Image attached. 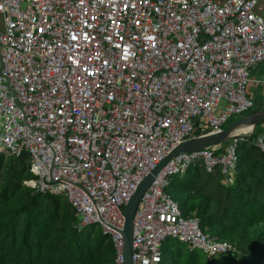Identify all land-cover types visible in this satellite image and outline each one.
I'll return each mask as SVG.
<instances>
[{
	"label": "built area",
	"instance_id": "obj_1",
	"mask_svg": "<svg viewBox=\"0 0 264 264\" xmlns=\"http://www.w3.org/2000/svg\"><path fill=\"white\" fill-rule=\"evenodd\" d=\"M264 0H0V155L30 154L24 184L64 194L79 226L99 224L122 264L125 206L180 143L255 108ZM235 137L179 152L154 176L133 219V264H159L167 237L208 257L235 246L202 231L167 190L203 165L235 181ZM252 143L264 152V126Z\"/></svg>",
	"mask_w": 264,
	"mask_h": 264
},
{
	"label": "trees",
	"instance_id": "obj_2",
	"mask_svg": "<svg viewBox=\"0 0 264 264\" xmlns=\"http://www.w3.org/2000/svg\"><path fill=\"white\" fill-rule=\"evenodd\" d=\"M263 124L238 142L233 184L225 182L219 167L208 172L197 164L172 175L167 188L183 215L198 216L203 232L231 242L236 250L208 257L167 237L159 264H264V152L252 143ZM230 142L214 146L215 153ZM30 162L28 152L0 155V264H114V242L99 224L80 227L66 195L24 184L34 176Z\"/></svg>",
	"mask_w": 264,
	"mask_h": 264
},
{
	"label": "water",
	"instance_id": "obj_3",
	"mask_svg": "<svg viewBox=\"0 0 264 264\" xmlns=\"http://www.w3.org/2000/svg\"><path fill=\"white\" fill-rule=\"evenodd\" d=\"M262 122H264V108L255 110L245 116L233 120L221 131L190 137L176 146L168 154V156L161 163H159L149 175L145 177L143 182L140 184L138 189L135 191L125 206V224L121 230L124 238L122 264H133V219L135 211L143 193L147 190L154 176L165 165V163L179 152L199 150L222 144L226 141L234 139L237 136H240L243 134L241 132L244 130H247L246 132H253L257 125Z\"/></svg>",
	"mask_w": 264,
	"mask_h": 264
},
{
	"label": "rangeland",
	"instance_id": "obj_4",
	"mask_svg": "<svg viewBox=\"0 0 264 264\" xmlns=\"http://www.w3.org/2000/svg\"><path fill=\"white\" fill-rule=\"evenodd\" d=\"M255 76L259 78H264V62L261 63L259 67V72L257 71L255 73ZM253 86H254L253 88L250 87V90L253 93V98L255 100V106H256L255 108H259V107L264 108V86L259 83H255ZM237 118H238L237 115L232 117V119H237ZM230 122L231 120H229L226 125H228Z\"/></svg>",
	"mask_w": 264,
	"mask_h": 264
},
{
	"label": "crops",
	"instance_id": "obj_5",
	"mask_svg": "<svg viewBox=\"0 0 264 264\" xmlns=\"http://www.w3.org/2000/svg\"><path fill=\"white\" fill-rule=\"evenodd\" d=\"M216 1H218V2H222V1H224V0H216ZM257 11L259 12V13H261L262 15H264V2H261L258 6H257ZM260 67V66H259ZM259 67L257 68V69H255L254 71H253V76L255 77V78H257V79H264V78H259V77H257V76H255V73L258 71L259 72ZM264 86V85H263ZM254 86L253 85H251V88H253ZM256 87V86H255ZM259 89V88H258ZM251 91V90H250ZM251 94H252V96H253V93L251 92ZM260 108V107H259ZM262 109V108H261ZM262 126H264V124L262 125ZM262 126H261V128H262ZM256 130V129H255ZM214 147V146H213ZM184 173V172H183Z\"/></svg>",
	"mask_w": 264,
	"mask_h": 264
},
{
	"label": "bare ground",
	"instance_id": "obj_6",
	"mask_svg": "<svg viewBox=\"0 0 264 264\" xmlns=\"http://www.w3.org/2000/svg\"><path fill=\"white\" fill-rule=\"evenodd\" d=\"M247 130L242 131L241 133H245Z\"/></svg>",
	"mask_w": 264,
	"mask_h": 264
}]
</instances>
